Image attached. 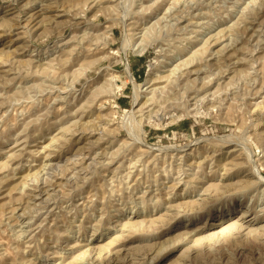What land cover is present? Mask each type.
<instances>
[{"label":"rangeland","instance_id":"rangeland-1","mask_svg":"<svg viewBox=\"0 0 264 264\" xmlns=\"http://www.w3.org/2000/svg\"><path fill=\"white\" fill-rule=\"evenodd\" d=\"M255 171L264 0H0V264H264Z\"/></svg>","mask_w":264,"mask_h":264},{"label":"bare ground","instance_id":"bare-ground-1","mask_svg":"<svg viewBox=\"0 0 264 264\" xmlns=\"http://www.w3.org/2000/svg\"><path fill=\"white\" fill-rule=\"evenodd\" d=\"M169 9V8H168ZM200 27V26H199ZM230 34V33H229ZM228 35V34H227ZM225 48V47H224ZM154 64V63H153ZM153 64H149L148 65V69H147V71H146V73H145V80H144V84L146 85L147 83H154V67H153ZM186 69V68H185ZM191 70V69H190ZM191 73H194L193 71H190L189 72V74H191ZM125 74H126V76H127V79L130 81V82H132V80H131V77H130V73H129V70H128V67H127V65H126V68H125ZM195 74V73H194ZM132 84H133V82H132ZM133 87H134V89L136 88L135 87V85L133 84ZM133 97V100H132V105L134 106V107H136L138 104H139V102H140V100H139V92L138 91H136V89L134 90V95L132 96ZM145 102H147V101H145ZM145 102H144V106H145ZM141 108H142V106H141ZM134 139H133V141L134 142H138V143H141L142 145L141 146H143V147H146L147 148V143L143 140H140V139H136V137H133ZM140 146V147H141ZM171 148H173V147H171ZM149 149V148H148ZM163 148L162 147H159V151L160 150H162ZM178 149H180V148H178ZM184 149V148H183ZM174 150H175V147H174ZM156 151V150H155ZM158 151V150H157ZM176 151V150H175ZM184 152V151H183ZM256 172V171H255ZM256 174V178H257V184H264V177L259 173V172H256L255 173Z\"/></svg>","mask_w":264,"mask_h":264}]
</instances>
